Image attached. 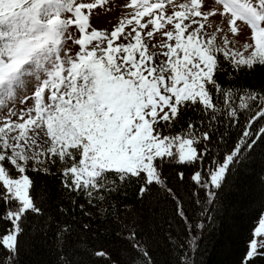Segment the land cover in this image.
Returning <instances> with one entry per match:
<instances>
[{
  "label": "snow or ice",
  "instance_id": "obj_1",
  "mask_svg": "<svg viewBox=\"0 0 264 264\" xmlns=\"http://www.w3.org/2000/svg\"><path fill=\"white\" fill-rule=\"evenodd\" d=\"M108 4L0 0V264H207L257 161L221 264H264V0Z\"/></svg>",
  "mask_w": 264,
  "mask_h": 264
},
{
  "label": "trees",
  "instance_id": "obj_2",
  "mask_svg": "<svg viewBox=\"0 0 264 264\" xmlns=\"http://www.w3.org/2000/svg\"><path fill=\"white\" fill-rule=\"evenodd\" d=\"M246 79L250 83L257 84L264 79V70L257 69L254 74H250ZM260 175L261 164L257 161L243 174L234 178L233 186L228 190L229 194L226 197L229 208L217 219L214 233H211L205 242L207 249L203 258L207 264H221L222 261L229 258L227 253L223 251V245L228 237L233 238L229 247L235 254L239 246L236 233L240 226L246 227L248 224L255 223L260 210V202L259 197L254 196L253 193L259 191L260 185L257 181ZM53 183L51 176L43 177L42 175L40 179L41 189L47 188ZM165 227L167 226L165 225ZM161 243L163 245V241Z\"/></svg>",
  "mask_w": 264,
  "mask_h": 264
},
{
  "label": "rangeland",
  "instance_id": "obj_3",
  "mask_svg": "<svg viewBox=\"0 0 264 264\" xmlns=\"http://www.w3.org/2000/svg\"><path fill=\"white\" fill-rule=\"evenodd\" d=\"M108 8H110L111 11H108ZM122 11L123 9L119 7V0H109V4L94 16L93 24L98 28H110L117 21Z\"/></svg>",
  "mask_w": 264,
  "mask_h": 264
}]
</instances>
